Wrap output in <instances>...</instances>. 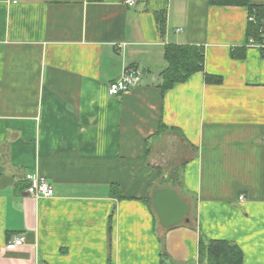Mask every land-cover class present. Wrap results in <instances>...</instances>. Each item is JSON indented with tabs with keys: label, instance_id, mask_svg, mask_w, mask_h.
Wrapping results in <instances>:
<instances>
[{
	"label": "crops",
	"instance_id": "crops-1",
	"mask_svg": "<svg viewBox=\"0 0 264 264\" xmlns=\"http://www.w3.org/2000/svg\"><path fill=\"white\" fill-rule=\"evenodd\" d=\"M132 1L0 0V264H199L200 238L264 264V59L245 46L248 7ZM167 45L202 48L221 82L197 72L162 90ZM124 67L140 85L108 96ZM29 175L54 196H29ZM165 188L189 209L168 227L152 200ZM13 236L24 244L8 250Z\"/></svg>",
	"mask_w": 264,
	"mask_h": 264
},
{
	"label": "trees",
	"instance_id": "trees-1",
	"mask_svg": "<svg viewBox=\"0 0 264 264\" xmlns=\"http://www.w3.org/2000/svg\"><path fill=\"white\" fill-rule=\"evenodd\" d=\"M212 6H240L248 7V11L262 12L264 7L251 6L249 0H208ZM160 33L164 31L165 16L163 12L155 14ZM255 30L248 27L247 36H253ZM164 59L166 67L162 72V90L172 88L175 84L185 82L197 72L204 73L203 49L194 45H167ZM207 83L218 84L221 79L204 73ZM199 264H242V253L232 243L226 241H204L199 239Z\"/></svg>",
	"mask_w": 264,
	"mask_h": 264
},
{
	"label": "built area",
	"instance_id": "built-area-1",
	"mask_svg": "<svg viewBox=\"0 0 264 264\" xmlns=\"http://www.w3.org/2000/svg\"><path fill=\"white\" fill-rule=\"evenodd\" d=\"M126 3L128 6L133 5L132 0H127ZM247 24L253 27L255 34L247 38L245 46L257 49L264 59V10L262 12L256 10L248 12ZM140 81L141 75L135 68L124 67L119 78L108 84L107 94L111 97L127 94L137 88ZM25 181L27 182L26 193L35 199L51 198L55 194L53 187L43 177L29 175L25 176ZM239 200H243V197L240 196ZM23 244L24 238L22 236H13L6 243V249L13 250Z\"/></svg>",
	"mask_w": 264,
	"mask_h": 264
},
{
	"label": "water",
	"instance_id": "water-1",
	"mask_svg": "<svg viewBox=\"0 0 264 264\" xmlns=\"http://www.w3.org/2000/svg\"><path fill=\"white\" fill-rule=\"evenodd\" d=\"M152 200L154 210L164 227L180 222L189 210L177 194L167 188L155 190Z\"/></svg>",
	"mask_w": 264,
	"mask_h": 264
}]
</instances>
